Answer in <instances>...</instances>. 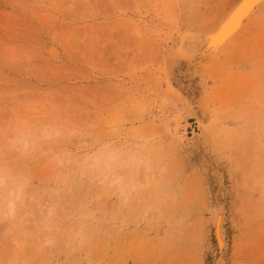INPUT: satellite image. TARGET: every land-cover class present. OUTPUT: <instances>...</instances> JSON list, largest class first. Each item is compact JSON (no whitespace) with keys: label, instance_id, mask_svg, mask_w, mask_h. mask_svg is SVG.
Segmentation results:
<instances>
[{"label":"rangeland","instance_id":"1","mask_svg":"<svg viewBox=\"0 0 264 264\" xmlns=\"http://www.w3.org/2000/svg\"><path fill=\"white\" fill-rule=\"evenodd\" d=\"M237 1L0 0V264H264V8L199 39Z\"/></svg>","mask_w":264,"mask_h":264},{"label":"bare ground","instance_id":"2","mask_svg":"<svg viewBox=\"0 0 264 264\" xmlns=\"http://www.w3.org/2000/svg\"><path fill=\"white\" fill-rule=\"evenodd\" d=\"M264 8V0H238L227 12L226 14L218 21L216 22L217 24L214 25L211 29L206 31L205 33L203 32V35L199 37V39L202 41V46L203 50H206L204 53H202L203 56H208V57H214L218 56L220 53L224 52L225 50L228 51V49L231 46H234L238 40H240V37L245 33L246 29L248 28V23L253 20L255 15L262 9ZM257 16V15H256ZM251 23V22H250ZM205 30V29H204ZM245 35V34H244ZM185 36V35H184ZM198 36V35H197ZM186 37V36H185ZM184 38V37H183ZM242 38V37H241ZM197 39V38H196ZM242 41V40H240ZM200 43V41H199ZM197 44H195L196 46ZM172 47V46H171ZM213 49H212V48ZM179 48V47H178ZM165 49V48H164ZM180 49V48H179ZM173 50V49H172ZM230 50V49H229ZM180 51V50H179ZM164 52V51H163ZM185 52V51H184ZM181 53V52H180ZM187 55V54H186ZM193 55V54H192ZM199 55V54H198ZM221 55V54H220ZM191 56V55H190ZM196 56V55H195ZM194 56V58H195ZM168 59V58H167ZM190 59V58H188ZM215 59V58H214ZM218 59V58H217ZM216 61V60H215ZM162 62H163V70L164 68L167 67L166 65V59L162 57ZM228 63V62H227ZM166 76V75H165ZM167 78V77H166ZM169 81V80H168ZM167 83V82H166ZM167 85L169 86V90L172 89V85L168 82ZM175 89V88H174ZM173 89L174 94L177 93ZM176 95V94H175ZM177 96V95H176ZM180 96V94L178 95ZM181 97V96H180ZM180 99V98H179ZM182 100V98H181ZM183 101V100H182ZM178 126V125H177ZM175 125V133L178 134V127ZM226 129V128H224ZM223 130V129H222ZM227 132V130H226ZM225 134V131H224ZM178 136V135H177ZM179 137V136H178ZM181 139V137H180ZM183 140V139H182ZM36 144H34L32 141H26L23 145L22 148L27 149V148H35ZM263 149V147H262ZM102 154V153H101ZM102 157V156H101ZM204 157V156H203ZM98 158H93L91 159L89 165L97 164V161L99 162ZM101 159V158H100ZM211 162V161H210ZM99 164V163H98ZM97 164V165H98ZM96 165V167H97ZM108 165V164H107ZM92 166V167H93ZM110 166V165H108ZM105 170V169H104ZM106 171V170H105ZM109 171V169H108ZM103 180V179H102ZM116 181V178L114 179ZM114 180L111 181L109 180L110 183L112 184ZM119 180V178H118ZM120 181V180H119ZM123 190V189H122ZM124 194V193H123ZM126 196V195H125ZM16 206L14 201L9 203L8 210L7 212L9 215L14 216L16 214ZM216 211V210H214ZM214 215V214H213ZM223 212L218 211L215 214L214 217V228L215 231L214 233L216 234L217 238V245L220 246V248H223L226 246L227 242L225 240V235L223 231ZM219 248V249H220ZM221 250V249H220ZM222 251V250H221ZM220 264H226L223 260H220Z\"/></svg>","mask_w":264,"mask_h":264}]
</instances>
